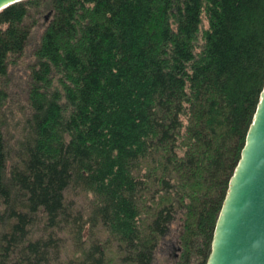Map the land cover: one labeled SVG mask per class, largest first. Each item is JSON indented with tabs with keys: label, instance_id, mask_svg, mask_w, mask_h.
Listing matches in <instances>:
<instances>
[{
	"label": "trees",
	"instance_id": "1",
	"mask_svg": "<svg viewBox=\"0 0 264 264\" xmlns=\"http://www.w3.org/2000/svg\"><path fill=\"white\" fill-rule=\"evenodd\" d=\"M263 90L264 0L6 6L0 264H208Z\"/></svg>",
	"mask_w": 264,
	"mask_h": 264
},
{
	"label": "water",
	"instance_id": "2",
	"mask_svg": "<svg viewBox=\"0 0 264 264\" xmlns=\"http://www.w3.org/2000/svg\"><path fill=\"white\" fill-rule=\"evenodd\" d=\"M19 0H0V10ZM208 264H264V90L230 181Z\"/></svg>",
	"mask_w": 264,
	"mask_h": 264
},
{
	"label": "rangeland",
	"instance_id": "3",
	"mask_svg": "<svg viewBox=\"0 0 264 264\" xmlns=\"http://www.w3.org/2000/svg\"><path fill=\"white\" fill-rule=\"evenodd\" d=\"M47 17H45V16ZM39 23V26L35 28L36 34L38 32H41L43 29V22L48 19L49 13H45ZM38 35V34H37ZM75 201H77V205L81 208H87V203L89 201V198H84V195L74 197ZM91 198V196H90ZM85 201V202H84ZM178 227L176 225L173 226V229L171 231V234L168 239H165L158 250L157 257L155 259V264H174V262L177 260V257L179 256V249H177V243L179 241L178 238ZM67 241V242H66ZM64 242V255L68 258L69 255H67L71 250L73 251V246L70 245V241L66 240Z\"/></svg>",
	"mask_w": 264,
	"mask_h": 264
}]
</instances>
